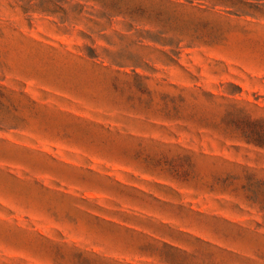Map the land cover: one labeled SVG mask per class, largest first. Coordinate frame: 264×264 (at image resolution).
<instances>
[{
  "label": "rangeland",
  "instance_id": "rangeland-1",
  "mask_svg": "<svg viewBox=\"0 0 264 264\" xmlns=\"http://www.w3.org/2000/svg\"><path fill=\"white\" fill-rule=\"evenodd\" d=\"M0 264H264V0H0Z\"/></svg>",
  "mask_w": 264,
  "mask_h": 264
}]
</instances>
